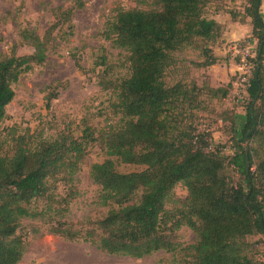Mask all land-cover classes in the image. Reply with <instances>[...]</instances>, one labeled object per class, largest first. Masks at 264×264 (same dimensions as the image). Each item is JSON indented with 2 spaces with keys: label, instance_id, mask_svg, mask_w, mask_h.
<instances>
[{
  "label": "trees",
  "instance_id": "trees-1",
  "mask_svg": "<svg viewBox=\"0 0 264 264\" xmlns=\"http://www.w3.org/2000/svg\"><path fill=\"white\" fill-rule=\"evenodd\" d=\"M208 2L155 0L157 9L117 10L105 23L102 36L126 53L128 66L127 77L100 84L114 95L118 125L96 136L86 127L81 136L64 132L33 145L15 128L0 136V264L20 263L26 245L16 232L24 219L39 220L50 225L52 235L84 241L109 255L139 259L163 251L177 255L179 264H254L246 238L264 236L262 0H246L242 14L241 22L250 19L256 51L245 121L232 154L224 157L212 149V134L196 132L191 122L203 88L165 82L175 52L198 40L218 39L221 25L204 15ZM74 9H52L53 22L42 36L27 28L19 32V46L31 53L17 55L15 45L10 55L0 56V126L15 95L13 86L44 64L58 34L71 29ZM229 88L209 87L207 93L224 99ZM53 98L50 93L47 101ZM230 124L234 130L232 116ZM95 141L107 156L143 169L119 173L110 159L91 165L89 176L106 213L94 220L62 221L77 196L75 176ZM228 168L238 174L235 182L225 174ZM178 184L186 190L182 199L174 193ZM181 227L192 231L194 243L178 242Z\"/></svg>",
  "mask_w": 264,
  "mask_h": 264
},
{
  "label": "rangeland",
  "instance_id": "rangeland-1",
  "mask_svg": "<svg viewBox=\"0 0 264 264\" xmlns=\"http://www.w3.org/2000/svg\"><path fill=\"white\" fill-rule=\"evenodd\" d=\"M245 6L246 0H209L204 7L205 17L219 16L218 20L224 22L218 39L214 43L198 40L194 47L175 52L173 65L165 74L167 86L180 82L203 88L198 98L200 110L193 111L191 122L196 132L212 134L213 148H218L224 157L234 152L235 132L239 139L236 126L241 123L236 122V110L240 109L245 114L249 103L247 94L236 92L238 84L234 87L239 75L238 59L231 52L233 46L242 44L247 45L250 54L255 56L256 39L251 38L250 19L241 22ZM69 7L75 8L71 29L64 27L53 42L44 64L22 75L13 86L15 95L5 109L7 119L0 126L1 138L6 137L9 128H15L16 134L28 135L33 145L38 141H53L64 132L74 137L81 136L86 127L91 128L96 136L98 132L120 123L112 110L113 93L100 84L102 82L106 86L128 76L126 53L106 40L102 31L117 10L157 9L155 0H0V56L10 55L15 45L17 55L31 53V48L19 46V32L27 28L42 36L53 22L52 9ZM260 14L264 19V0ZM233 15H236L235 19ZM209 60H214V63L205 66ZM211 80L214 81L212 87ZM226 81L234 84L226 98L207 93L209 87H226ZM50 93H54L55 98L47 101ZM231 116L234 130L230 124ZM106 159L114 162L119 173L143 169L107 156L98 141L89 144L87 155L75 176L77 196L69 204L62 221L94 220L106 213L107 209L98 203L99 189L89 176L91 165ZM225 174L233 182L238 179V174L231 168L226 169ZM174 193L182 199L186 190L178 184ZM49 228L50 225L39 220L24 219L20 222L16 234L24 241L26 249L19 264H179L177 255L163 251L139 259L109 255L84 241H68L52 235ZM177 236L182 246L195 241L194 234L187 227H181ZM263 239L246 238L251 246L247 254L254 264H259Z\"/></svg>",
  "mask_w": 264,
  "mask_h": 264
},
{
  "label": "built area",
  "instance_id": "built-area-1",
  "mask_svg": "<svg viewBox=\"0 0 264 264\" xmlns=\"http://www.w3.org/2000/svg\"><path fill=\"white\" fill-rule=\"evenodd\" d=\"M231 52L235 58L238 59V82L235 83V87L238 84L237 93L238 94H247V88L249 87V80L252 77L254 64H252V59L255 56H252L249 52V48L247 45L237 44L231 48ZM262 64L264 66V57L262 60ZM212 149L213 146L211 144ZM216 148V147H215ZM219 150V149H218ZM221 152V151H220ZM222 155V153H220ZM261 204L264 211V194L261 197ZM263 239V237H261ZM259 248V247H258ZM261 255L258 258L259 264H264V239L263 243L260 246Z\"/></svg>",
  "mask_w": 264,
  "mask_h": 264
},
{
  "label": "crops",
  "instance_id": "crops-1",
  "mask_svg": "<svg viewBox=\"0 0 264 264\" xmlns=\"http://www.w3.org/2000/svg\"><path fill=\"white\" fill-rule=\"evenodd\" d=\"M218 18H219V16L218 17H213V18H211L212 20H214V21H216L218 24H223L224 22H221V21H219L218 20ZM211 82H212V80H211ZM214 82V81H213ZM213 82H212V84H211V87L213 86ZM216 83V82H215ZM225 84L227 83V84H230V87H233L234 86V84H233V82H224ZM216 87V86H215ZM235 87V86H234ZM235 91V90H234ZM230 93V92H229ZM229 93H228V95H229ZM240 109H237L236 110V117H237V119H236V122H240L241 123V125H237L236 126V131L238 132V134H240V129H241V127L243 126V123H244V121H245V114H244V112H240L239 111ZM236 132L233 134L234 135V137L238 140V138L236 137Z\"/></svg>",
  "mask_w": 264,
  "mask_h": 264
}]
</instances>
